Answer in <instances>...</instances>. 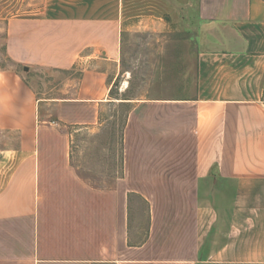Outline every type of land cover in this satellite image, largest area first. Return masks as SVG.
<instances>
[{"label": "crops", "instance_id": "0c3cea01", "mask_svg": "<svg viewBox=\"0 0 264 264\" xmlns=\"http://www.w3.org/2000/svg\"><path fill=\"white\" fill-rule=\"evenodd\" d=\"M161 1L133 17L196 24L170 97L113 93L133 1L47 0L9 20L0 264H264V0ZM77 67L70 95L21 73ZM116 103L121 158L104 140Z\"/></svg>", "mask_w": 264, "mask_h": 264}, {"label": "rangeland", "instance_id": "374dc122", "mask_svg": "<svg viewBox=\"0 0 264 264\" xmlns=\"http://www.w3.org/2000/svg\"><path fill=\"white\" fill-rule=\"evenodd\" d=\"M47 0H0V70L12 66L6 54V31L10 19L18 16H35L42 11ZM133 5H127L126 17L123 20V45L121 56V72L113 87V93L127 95L136 99L149 97H170L175 95L179 84V76H188L193 72L195 55L193 50L194 26L193 17L171 16L170 20L161 18L159 21L142 20L141 15L146 3L152 0H128ZM162 4L158 0L156 4ZM162 9V8H161ZM163 10V9H162ZM133 18V19H132ZM182 66L184 73L179 72ZM80 67L69 71L43 70L29 76L28 71L21 73L28 76L32 86L39 90L38 95H70L73 86L80 75ZM177 79V81H176ZM129 105L112 104L105 118V141L115 137L113 148L118 158H121V135ZM86 135V142L87 140ZM12 138L0 133V150L7 147ZM111 152V156H113Z\"/></svg>", "mask_w": 264, "mask_h": 264}, {"label": "water", "instance_id": "95a60500", "mask_svg": "<svg viewBox=\"0 0 264 264\" xmlns=\"http://www.w3.org/2000/svg\"><path fill=\"white\" fill-rule=\"evenodd\" d=\"M27 69V68H26Z\"/></svg>", "mask_w": 264, "mask_h": 264}]
</instances>
